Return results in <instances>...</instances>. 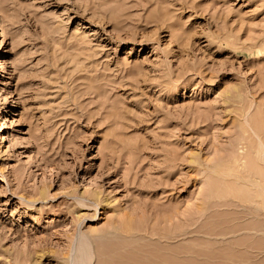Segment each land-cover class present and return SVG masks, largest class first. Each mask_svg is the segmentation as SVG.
<instances>
[{"label": "rangeland", "instance_id": "obj_1", "mask_svg": "<svg viewBox=\"0 0 264 264\" xmlns=\"http://www.w3.org/2000/svg\"><path fill=\"white\" fill-rule=\"evenodd\" d=\"M238 233L264 237V0H0V264Z\"/></svg>", "mask_w": 264, "mask_h": 264}, {"label": "crops", "instance_id": "obj_2", "mask_svg": "<svg viewBox=\"0 0 264 264\" xmlns=\"http://www.w3.org/2000/svg\"><path fill=\"white\" fill-rule=\"evenodd\" d=\"M159 244L156 264H264V237L249 233L192 236Z\"/></svg>", "mask_w": 264, "mask_h": 264}, {"label": "bare ground", "instance_id": "obj_3", "mask_svg": "<svg viewBox=\"0 0 264 264\" xmlns=\"http://www.w3.org/2000/svg\"><path fill=\"white\" fill-rule=\"evenodd\" d=\"M79 251H80V250H79ZM81 254H83V252H82ZM72 264H75V262H74V261H72Z\"/></svg>", "mask_w": 264, "mask_h": 264}]
</instances>
